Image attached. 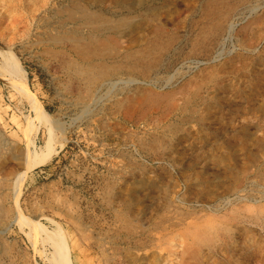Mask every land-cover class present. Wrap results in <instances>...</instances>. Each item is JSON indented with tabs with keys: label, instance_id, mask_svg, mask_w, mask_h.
I'll return each mask as SVG.
<instances>
[{
	"label": "rangeland",
	"instance_id": "374dc122",
	"mask_svg": "<svg viewBox=\"0 0 264 264\" xmlns=\"http://www.w3.org/2000/svg\"><path fill=\"white\" fill-rule=\"evenodd\" d=\"M0 218V264H264V0H0Z\"/></svg>",
	"mask_w": 264,
	"mask_h": 264
},
{
	"label": "bare ground",
	"instance_id": "6f19581e",
	"mask_svg": "<svg viewBox=\"0 0 264 264\" xmlns=\"http://www.w3.org/2000/svg\"><path fill=\"white\" fill-rule=\"evenodd\" d=\"M72 1V0H71ZM70 3V2H69ZM82 2H80V4H81ZM79 4V5H80ZM75 5H77L76 3H75ZM83 5V4H82ZM73 6V5H72ZM75 7H79V6H75ZM87 7V6H86ZM54 8V7H53ZM84 8H85V6H84ZM84 8H79V10H78V12H79V16L78 17H75L74 16V14H72V16H69L70 17V23L68 24H66L67 26V28L68 29H70V31H72L71 32V34H70V36L71 37H69V39H70V41H71V51L78 57V59L79 58H84L85 60H87V58L89 57V56H91V55H89L88 57H86L87 55H88V53H87V51H89V48H90V46H95L96 44H97V42H98V40H97V38H95L96 37V35L97 34H99L102 30V28H103V26H100V25H96L94 22H93V18H92V16H94L95 14L93 13V15L90 13V12H88L86 9H84ZM61 9V8H60ZM64 9V8H63ZM69 9H71L70 7H69ZM68 9V10H69ZM88 9V8H87ZM67 10V9H66ZM60 11H62V10H60ZM71 11V10H70ZM75 11V10H74ZM73 11V12H74ZM90 11V10H89ZM54 12V11H53ZM55 12H58V11H55ZM55 12H54V14H55ZM64 12H66V11H64ZM68 12V11H67ZM61 12H59V14H60ZM62 14V13H61ZM67 15H68V13H66ZM63 15V14H62ZM97 15V14H96ZM56 16V15H55ZM61 16V15H60ZM45 17V16H44ZM65 17V16H64ZM100 17V16H99ZM98 18V17H97ZM103 18H104V16H103ZM45 19V18H44ZM95 19H96V17H95ZM100 19V18H99ZM62 20V19H61ZM105 20H106V17H105ZM109 20V19H108ZM115 20V19H114ZM59 21V20H58ZM107 21V20H106ZM101 22V21H100ZM114 22H116V21H114ZM113 22V23H114ZM58 23V22H57ZM63 22H61V24H62ZM99 23V22H98ZM108 23H111L112 24V22L110 21V22H108ZM59 24V23H58ZM60 24V25H61ZM101 24V23H100ZM54 25V24H53ZM109 26V25H108ZM65 27V26H64ZM44 29V28H43ZM53 29V28H52ZM103 29H105V27L103 28ZM52 31V30H51ZM58 31H60V30H58ZM104 31H106V30H103L102 32H104ZM111 31V30H110ZM62 32H63V30H62ZM61 32V34H64V33H62ZM86 32V33H85ZM60 33V32H59ZM58 34V33H57ZM84 34V35H83ZM51 35V34H50ZM59 35V34H58ZM85 35H88L87 37L85 36ZM69 36V35H68ZM95 36V37H94ZM106 36V35H105ZM60 37V36H59ZM107 37V36H106ZM111 37V36H110ZM52 38V37H51ZM102 38V37H101ZM115 39V38H114ZM206 39V38H205ZM52 40V39H51ZM59 40V39H58ZM66 40H68V38L66 39ZM40 41V40H39ZM57 41V40H56ZM99 41H100V43H101V40H100V38H99ZM115 41V40H114ZM117 42V41H116ZM60 42H58L57 43V45L59 44ZM99 43V44H100ZM102 43H105V42H102ZM106 43L108 44V41H106ZM56 44V43H55ZM67 45V44H66ZM98 47H100V46H98ZM107 47H108V45H107ZM101 48L102 47H100V51H101ZM110 48V47H109ZM108 48V49H109ZM90 49H94V47L92 48H90ZM47 50H49V49H46V51ZM91 50V51H92ZM100 51L99 52H95V53H99V55H100ZM102 51H104L105 52V50H102ZM10 52V51H9ZM62 53V52H61ZM87 53V54H86ZM89 53H91V52H89ZM93 53H94V51H93ZM93 54V56L94 55H96V54ZM101 53H103V52H101ZM108 54V53H107ZM99 55H96L97 57L99 56ZM106 55V54H105ZM115 56V55H114ZM125 56V55H124ZM75 57V56H74ZM95 57V56H94ZM101 57V56H100ZM99 57V58H100ZM106 57V56H105ZM110 57V56H109ZM92 58V57H91ZM90 58V59H91ZM103 58V57H102ZM108 58V57H107ZM106 58V59H107ZM77 59V58H76ZM98 59V58H97ZM75 59H73V60H70V61H74ZM96 59H94V61H95ZM88 61V60H87ZM104 61V60H103ZM91 62L92 61H90V64H91ZM99 62V61H98ZM131 62V61H130ZM76 63V60L74 61V64ZM93 63V62H92ZM8 64V65H7ZM7 64H5L6 65V67L8 66L9 67V69H11V71L13 72V73H16V75L15 76H17V79H16V83H14V81H13V83H14V85H16L17 86V88L22 92L23 91V93L24 94H26V96H27V98H28V100L30 101V103H31V105H32V107H33V109H34V111H35V119H36V121H37V124L38 125H41V124H52L53 122V120L51 119V114H49L45 109H44V107L39 103V101L36 99V97L34 96V94L32 93V91L29 89V84L27 85V83H26V81H25V79H27V77L25 78V70H24V67H22V65L20 66L19 64H18V61H17V59L12 55L9 59H8V62H7ZM21 64V63H20ZM70 64H71V62H70ZM72 64H73V62H72ZM72 64H71V66H72ZM74 64H73V67H74ZM78 63H76V65H77ZM79 64H81V62L79 63ZM84 64V63H83ZM85 64H86V62H85ZM89 64V63H88ZM90 64H89V66H90ZM94 64V63H93ZM92 64V65H93ZM97 66H99L100 67V65L99 64H97V62L95 63ZM101 64H102V62H101ZM146 64V63H145ZM141 65V64H140ZM84 66V65H83ZM104 65H102L101 67H103ZM8 67H7V70H9L8 69ZM83 68H86V67H83ZM88 69H89V67H87ZM95 68V67H94ZM135 68V67H134ZM80 69V68H79ZM104 69V68H103ZM108 69V68H107ZM6 70V69H5ZM95 71H96V69H94ZM94 70H91V71H93L94 72ZM118 70V69H117ZM68 71V70H67ZM86 71V70H85ZM98 71V70H97ZM100 71H102V70H100ZM99 71V72H100ZM108 71V70H107ZM9 73H10V71H9ZM85 73V72H84ZM84 73H82V74H84ZM88 73H89V70H87V74L85 75V76H87L88 75ZM95 73V72H94ZM98 73V72H97ZM103 73V72H102ZM102 73H100L101 75H98L99 77L101 76V77H103L104 75H102ZM105 73H108V72H105ZM11 75H12V73H10ZM78 74V73H77ZM81 74V73H80ZM79 74V75H80ZM92 74V73H91ZM95 75V74H94ZM107 75V74H106ZM81 76V75H80ZM97 75H96V78L94 77V79H97V78H99ZM89 77V76H88ZM91 77V76H90ZM105 77V76H104ZM87 78V77H86ZM92 78V77H91ZM106 78V77H105ZM89 80H90V78H88ZM101 79V78H100ZM13 80H14V78H13ZM82 81V80H81ZM88 81V80H87ZM100 81V80H99ZM96 82V81H95ZM89 83V82H88ZM90 83H92V82H90ZM15 86V87H16ZM90 89H91V87H90ZM146 90V89H145ZM88 98V97H87ZM50 136H51V134H50ZM50 139L51 138H49L46 142H45V144H44V146H43V148L40 150V152H38L37 150H34V155H33V157H34V159L32 160V163H31V165L30 166H28V168H26L23 172H22V175H23V173L24 172H26L27 170H30V169H32V168H34V167H36V166H38V165H42V164H44L51 156H52V154L54 153V148H53V146L51 145V142H50ZM17 183H19V179H18V181H17ZM19 186V185H18ZM18 191H19V189H18ZM18 196V195H17ZM6 211V210H5ZM5 214V213H4ZM4 217H6V216H4ZM2 218V217H1ZM0 218V219H1ZM41 228V227H40ZM43 230V229H42ZM45 230V229H44ZM46 231V230H45ZM50 233V232H49ZM53 233V232H52ZM61 235V234H60ZM46 239H48V240H50L52 243H53V245L55 246V247H57L58 248V246H60L61 244H60V242H59V233L58 234H55V235H49V234H46ZM202 239V238H201ZM61 241V240H60ZM62 247V246H61ZM67 250H68V247H67V249L65 250L64 249V251L63 250H61V249H57V253L55 254V260L57 261V264H73V258H72V256L69 254V251L67 252ZM114 257V256H113ZM110 261H112V260H109V262ZM115 261V260H114ZM167 261H169V260H167ZM167 261H165L166 263H167ZM108 262V261H107ZM108 262V263H109ZM106 263V262H105ZM111 263V262H110ZM168 264V263H167Z\"/></svg>",
	"mask_w": 264,
	"mask_h": 264
}]
</instances>
